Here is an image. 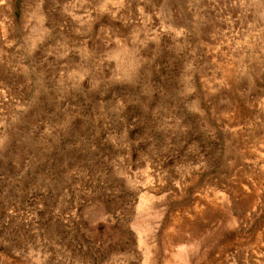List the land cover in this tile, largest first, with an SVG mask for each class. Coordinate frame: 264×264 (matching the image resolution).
<instances>
[{
    "label": "rangeland",
    "instance_id": "rangeland-1",
    "mask_svg": "<svg viewBox=\"0 0 264 264\" xmlns=\"http://www.w3.org/2000/svg\"><path fill=\"white\" fill-rule=\"evenodd\" d=\"M0 264H264V0H0Z\"/></svg>",
    "mask_w": 264,
    "mask_h": 264
}]
</instances>
